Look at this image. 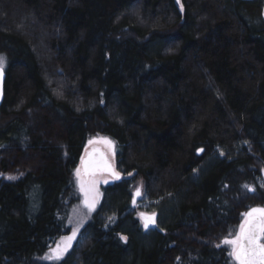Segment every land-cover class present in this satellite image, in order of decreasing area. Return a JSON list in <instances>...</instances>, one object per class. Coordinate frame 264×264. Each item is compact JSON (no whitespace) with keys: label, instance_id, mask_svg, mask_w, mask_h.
Returning <instances> with one entry per match:
<instances>
[{"label":"trees","instance_id":"16d2710c","mask_svg":"<svg viewBox=\"0 0 264 264\" xmlns=\"http://www.w3.org/2000/svg\"><path fill=\"white\" fill-rule=\"evenodd\" d=\"M263 6L0 0V264H236L222 241L264 208ZM98 135L122 178L45 263ZM136 190L156 214L149 230Z\"/></svg>","mask_w":264,"mask_h":264},{"label":"rangeland","instance_id":"374dc122","mask_svg":"<svg viewBox=\"0 0 264 264\" xmlns=\"http://www.w3.org/2000/svg\"><path fill=\"white\" fill-rule=\"evenodd\" d=\"M97 150L102 151V153L106 155L107 160L112 164L115 171L119 173L117 169L115 146H114V143L107 137L98 135V136L89 138L84 147V151H83L81 159L86 157L87 153L92 152V151H97ZM80 162L75 168L74 174H73L75 186L78 192L77 194L79 195V201L72 207V209L69 212L68 227L70 228V230L66 234L60 236L58 239H55L52 242L51 244L52 246L50 250L46 253V255H44L41 258V260L45 263H57L64 259V257L72 250L73 245L76 242L80 232L85 227V225L91 220L93 213L96 211L99 205V202L101 201V196H102L101 188L108 186V185H112L113 183L118 181L116 178H114L113 176H111L109 173H107L106 171L102 169H95V170H90L88 172H84V170L81 168ZM78 168L81 170L79 179L77 178V175H76V170ZM13 175H8L6 176V178H12ZM81 182H84L86 188L91 187L92 189L91 195L94 198V206L92 207L91 210H89V208L85 206V203H84L85 196H84V193L81 192V188H80ZM136 192L137 190L135 191V193ZM135 198H137L135 209H136L137 217L140 220L142 228L144 230H149L150 228H153L155 225L156 214L152 210H150V202L142 201L143 199H141L140 194L135 196ZM148 217H151L152 220L148 222V227L145 228L144 225ZM245 219L246 217L244 216L242 218L241 223ZM74 229L76 231L75 238L72 239L71 241H68L67 237L72 236ZM238 232H239V227H238L237 233L232 238H229V239H234L235 236L238 234ZM224 245H227V244H224ZM66 246H67V250L64 251L63 249ZM227 246L230 248V252H231L232 246L231 245H227ZM57 249H60V251L57 252L56 251ZM57 256H59V259L56 258Z\"/></svg>","mask_w":264,"mask_h":264},{"label":"snow or ice","instance_id":"6c2138e0","mask_svg":"<svg viewBox=\"0 0 264 264\" xmlns=\"http://www.w3.org/2000/svg\"><path fill=\"white\" fill-rule=\"evenodd\" d=\"M177 4H180V0H176ZM182 8V6H181ZM3 67V57H0V68ZM91 143V141H90ZM82 165H84L85 172L88 171L87 163L82 159ZM105 168L111 171L109 165H105ZM80 169L76 170L77 178L80 177ZM118 177V173L115 174ZM244 187L248 188L249 191L253 189L247 185ZM81 192L85 196V206L92 209L94 206V198L92 197L91 187L86 188L84 182L80 183ZM139 190L134 194L133 203H135V196L139 195ZM246 219L240 224L239 232L234 239L225 238L222 243L231 245L232 250L229 253L230 256L236 261V264H264V243H261L262 237H264V208L252 209L248 213L243 214ZM152 220L148 217L145 222V228L148 227V222ZM76 231L73 230L72 236L67 237L68 241L75 238ZM123 239V237H122ZM67 250V246L63 249ZM57 252L60 249L56 250ZM59 259V256L56 257Z\"/></svg>","mask_w":264,"mask_h":264},{"label":"water","instance_id":"95a60500","mask_svg":"<svg viewBox=\"0 0 264 264\" xmlns=\"http://www.w3.org/2000/svg\"><path fill=\"white\" fill-rule=\"evenodd\" d=\"M263 18H264V8H263ZM4 83H5V70L2 67V68H0V109H1V106H2V103L4 100ZM82 159L87 163L88 171L95 170V169H102V170L106 171L107 173H109L114 178H116L117 180H121L122 175L115 171L112 164L107 160L106 155H104L102 153V151H100V150L94 151L88 157H84ZM82 159H81V162H82ZM81 162H80L81 168L85 172L84 165H82ZM105 165H109L111 168V171L107 170L105 168ZM117 173H118V177H117V175H115ZM136 201H137V198H135V203H133V200H132V205H131L132 208H135Z\"/></svg>","mask_w":264,"mask_h":264},{"label":"flooded vegetation","instance_id":"af4514ba","mask_svg":"<svg viewBox=\"0 0 264 264\" xmlns=\"http://www.w3.org/2000/svg\"><path fill=\"white\" fill-rule=\"evenodd\" d=\"M263 8H264V6H263ZM92 152H94V151H92ZM92 152L87 153L86 157H88Z\"/></svg>","mask_w":264,"mask_h":264}]
</instances>
